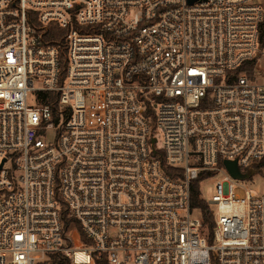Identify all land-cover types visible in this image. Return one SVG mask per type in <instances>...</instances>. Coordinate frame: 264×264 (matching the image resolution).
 Here are the masks:
<instances>
[{
    "label": "built area",
    "instance_id": "obj_1",
    "mask_svg": "<svg viewBox=\"0 0 264 264\" xmlns=\"http://www.w3.org/2000/svg\"><path fill=\"white\" fill-rule=\"evenodd\" d=\"M263 24L264 0H0V264H264Z\"/></svg>",
    "mask_w": 264,
    "mask_h": 264
},
{
    "label": "trees",
    "instance_id": "obj_2",
    "mask_svg": "<svg viewBox=\"0 0 264 264\" xmlns=\"http://www.w3.org/2000/svg\"><path fill=\"white\" fill-rule=\"evenodd\" d=\"M262 32H264V24L262 27ZM64 34V30L59 29L58 27H54L52 29V33H50L49 38L55 39V37H60ZM55 41V40H51ZM255 64V61H252L250 63L244 64L239 70H243L244 68H249V70H252L253 66ZM45 96L48 100H54L55 95L52 93H46ZM208 174H201L198 179L194 180L192 182L191 186V205L193 208H197L200 210V213L203 218L204 227L206 229L205 234L208 238L209 243H213L214 241V228H215V220H214V212L208 202L201 197L200 192V181L204 178H206ZM67 223L70 224V220L67 219ZM82 240L84 242H87L86 237L82 233ZM57 255H52V260H50V264H62L61 260H58ZM49 262V261H48ZM47 261L42 262L40 264H49Z\"/></svg>",
    "mask_w": 264,
    "mask_h": 264
},
{
    "label": "rangeland",
    "instance_id": "obj_3",
    "mask_svg": "<svg viewBox=\"0 0 264 264\" xmlns=\"http://www.w3.org/2000/svg\"><path fill=\"white\" fill-rule=\"evenodd\" d=\"M262 66H264V62L262 63ZM56 136V132L54 130H48L44 140L46 142L49 141H53L55 139ZM256 178L255 182H246L244 185L245 187L252 193L258 194L260 192L264 191V178L263 176L259 175V176H254L253 179ZM236 193L239 194L241 197H245L246 196V191L245 188H239L236 190ZM213 194V187H212V181H206L203 186H202V196H204L205 198H211ZM206 231V229H205ZM211 256L215 257L216 256V252H211Z\"/></svg>",
    "mask_w": 264,
    "mask_h": 264
},
{
    "label": "water",
    "instance_id": "obj_4",
    "mask_svg": "<svg viewBox=\"0 0 264 264\" xmlns=\"http://www.w3.org/2000/svg\"><path fill=\"white\" fill-rule=\"evenodd\" d=\"M192 1L193 0H190V2H192ZM153 142H155V139H153ZM4 161H5V159H4ZM224 163H225V166L227 167V169L229 170V172L231 173V175L234 178L246 179V178H248L250 176V174H242L239 171V168H238V165H237V161L226 160Z\"/></svg>",
    "mask_w": 264,
    "mask_h": 264
}]
</instances>
